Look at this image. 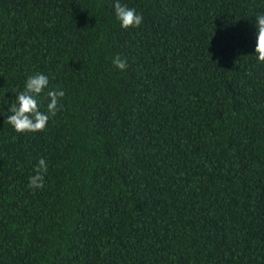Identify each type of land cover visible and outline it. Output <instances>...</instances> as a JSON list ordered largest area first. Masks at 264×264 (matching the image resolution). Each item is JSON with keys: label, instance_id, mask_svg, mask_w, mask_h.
I'll return each mask as SVG.
<instances>
[{"label": "trees", "instance_id": "1", "mask_svg": "<svg viewBox=\"0 0 264 264\" xmlns=\"http://www.w3.org/2000/svg\"><path fill=\"white\" fill-rule=\"evenodd\" d=\"M119 2L0 0V264H264V0ZM37 73L65 96L18 133Z\"/></svg>", "mask_w": 264, "mask_h": 264}, {"label": "clouds", "instance_id": "2", "mask_svg": "<svg viewBox=\"0 0 264 264\" xmlns=\"http://www.w3.org/2000/svg\"><path fill=\"white\" fill-rule=\"evenodd\" d=\"M115 15L120 21L123 29L137 28L142 24L143 16L137 14L136 10L123 5L116 0L114 5ZM256 24V47L255 55L258 62L264 63V14H259L255 18ZM114 66L121 71L126 70L127 61L116 56L113 59ZM49 86V77L37 73L29 76L25 90L20 92L11 104L9 109L10 115L7 118L9 123L18 133H36L45 130L50 117L56 116L60 109V101L65 96V92L61 88L50 89L46 94L47 109L46 112L41 111L42 103L37 97L44 92ZM48 171L47 162L40 159L34 175L29 178V188L42 189L44 187L45 175Z\"/></svg>", "mask_w": 264, "mask_h": 264}]
</instances>
